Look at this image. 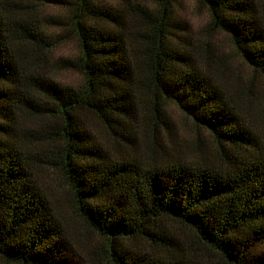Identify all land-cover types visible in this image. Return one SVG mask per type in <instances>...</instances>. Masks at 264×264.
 <instances>
[{
  "label": "trees",
  "instance_id": "1",
  "mask_svg": "<svg viewBox=\"0 0 264 264\" xmlns=\"http://www.w3.org/2000/svg\"><path fill=\"white\" fill-rule=\"evenodd\" d=\"M197 1L264 83V0ZM49 2L76 86L48 81ZM172 2L0 0V264H264L259 89L175 33Z\"/></svg>",
  "mask_w": 264,
  "mask_h": 264
},
{
  "label": "rangeland",
  "instance_id": "2",
  "mask_svg": "<svg viewBox=\"0 0 264 264\" xmlns=\"http://www.w3.org/2000/svg\"><path fill=\"white\" fill-rule=\"evenodd\" d=\"M41 9L42 14L46 15V31L53 43L49 50L51 75L48 81L53 84L76 86L80 81V74L68 67L67 59L75 57L79 53L78 41L67 22L64 25L63 19L61 23L54 20L56 17L66 16L67 10L63 5L58 6L50 2L42 6ZM171 10L172 30L179 35L200 41L199 44L208 42L209 51L228 61L229 66L234 68L236 73L247 81L251 78L255 80L254 88L259 89L261 104L264 106V83H262V79L253 75L252 68L235 52L228 36L209 25V15L206 8L197 0H173ZM167 111L180 136L193 139L196 135H200L208 144L205 129L198 125L192 116L186 114L179 103H168ZM67 210L68 212L71 211L70 204H68Z\"/></svg>",
  "mask_w": 264,
  "mask_h": 264
}]
</instances>
